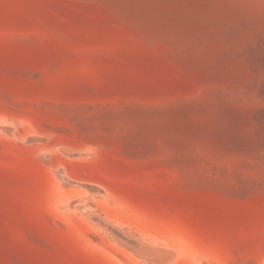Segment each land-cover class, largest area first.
Segmentation results:
<instances>
[{
  "label": "rangeland",
  "instance_id": "obj_1",
  "mask_svg": "<svg viewBox=\"0 0 264 264\" xmlns=\"http://www.w3.org/2000/svg\"><path fill=\"white\" fill-rule=\"evenodd\" d=\"M0 264H264V0H0Z\"/></svg>",
  "mask_w": 264,
  "mask_h": 264
}]
</instances>
